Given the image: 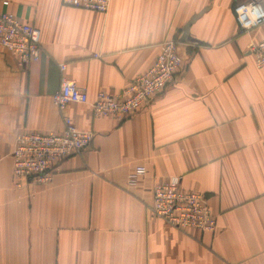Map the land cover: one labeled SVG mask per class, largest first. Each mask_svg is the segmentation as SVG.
<instances>
[{
	"label": "crops",
	"instance_id": "1",
	"mask_svg": "<svg viewBox=\"0 0 264 264\" xmlns=\"http://www.w3.org/2000/svg\"><path fill=\"white\" fill-rule=\"evenodd\" d=\"M246 1L111 0L101 14L0 0V13L40 31L42 47L24 69L0 47V264H264V66L248 53L264 24L239 31L232 5ZM167 40L182 60L174 81L129 118L94 117L96 95L122 93ZM62 78L89 103L59 112L51 96ZM64 116L92 133L90 146L59 163L49 184L16 186L15 137L61 134ZM137 166L146 174L128 187ZM171 177L204 196L214 232L150 214L154 184Z\"/></svg>",
	"mask_w": 264,
	"mask_h": 264
},
{
	"label": "built area",
	"instance_id": "2",
	"mask_svg": "<svg viewBox=\"0 0 264 264\" xmlns=\"http://www.w3.org/2000/svg\"><path fill=\"white\" fill-rule=\"evenodd\" d=\"M67 7L106 14L111 0H61ZM3 5H7L4 2ZM239 31L250 32L264 24V0H247L233 9ZM0 47L15 60L19 69H24L40 60L42 47L40 31L21 22L8 12L0 13ZM178 42L167 40L160 44L154 64L143 75L132 80L120 94L99 92L90 103L94 117H112L121 121L135 115L141 108L161 94L178 74L182 60L177 53ZM248 53L256 68L264 66V41L252 43ZM63 73L66 65L60 63ZM54 107L61 112L70 104H88L86 91L72 81L62 78L60 87L51 96ZM64 130L61 134L23 133L14 139L12 150V177L16 186L49 184L58 170V165L72 155L87 149L93 135L79 131L71 118L62 117ZM146 169L135 167L126 177V185L134 187L144 177ZM150 214L166 225L179 230L214 232L216 218L203 195L182 191L180 178L155 183L152 188Z\"/></svg>",
	"mask_w": 264,
	"mask_h": 264
},
{
	"label": "water",
	"instance_id": "3",
	"mask_svg": "<svg viewBox=\"0 0 264 264\" xmlns=\"http://www.w3.org/2000/svg\"><path fill=\"white\" fill-rule=\"evenodd\" d=\"M235 4L232 5V10L235 8ZM204 11L198 13L197 15H194L186 24L185 26L183 27L182 29V34L179 38V43L183 44L187 41H190L189 39V28L190 26L201 16V14L203 13Z\"/></svg>",
	"mask_w": 264,
	"mask_h": 264
}]
</instances>
